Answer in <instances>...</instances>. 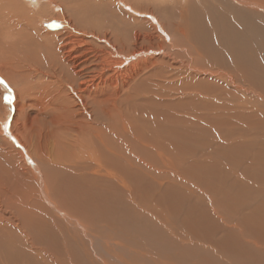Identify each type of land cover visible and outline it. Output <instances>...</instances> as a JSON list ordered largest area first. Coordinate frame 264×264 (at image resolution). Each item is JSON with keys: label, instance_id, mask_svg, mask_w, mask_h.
<instances>
[{"label": "rangeland", "instance_id": "1", "mask_svg": "<svg viewBox=\"0 0 264 264\" xmlns=\"http://www.w3.org/2000/svg\"><path fill=\"white\" fill-rule=\"evenodd\" d=\"M52 1L65 7L64 10L61 8V10L56 11L57 8H52L48 4V0H39L37 3L31 0H0V3L6 5V7L16 2L22 13L29 8L28 11L33 12L31 13L33 16L32 25L25 19V21H22L24 17H20L19 14H15L17 19L13 21L12 19H4L3 15H0V33L4 32L5 36H7L5 33L16 36L24 31V35L29 34V37L32 35L30 40L31 52H43L44 54L48 43L60 39L67 27L68 31H75L74 33L83 37V41L94 51L93 54L98 56L99 62L97 61V63L100 65L105 64V62L102 63L100 58L101 52H109L111 55H113V52H117L113 56H118L120 59H124L126 55L139 49H158L162 47L165 53L160 52L161 54H159L156 52L158 55L154 57L153 51H146L148 53L142 51L144 52L142 54L147 56L138 57V61L143 58L148 62L149 58L150 68L143 70L133 80V84L131 82L132 87L130 84L127 89L122 87L121 90L122 84L119 82V88L113 87L116 89L114 90L109 82V87L112 90L107 89L106 84L104 85L108 94L100 97V103L90 102L86 99L89 114L85 111V108H82L84 106L80 108L77 105L76 109L73 110L74 115L72 117L71 113L66 112L64 114L61 108L58 109V103L62 100L58 97L60 91L55 92L56 90L53 91L54 88L45 89L40 87L35 78L27 77L25 74L20 76L19 72L22 69L13 60L14 54L10 55L7 65H11L12 69L9 73L16 71L18 75L10 77L8 73L4 74L9 76L8 79H6L7 76H0V81H3V83H0V124H2L0 126L4 132H2L3 137L5 136L4 138L10 141L12 146L4 139H2L3 141L0 139V149L5 151V160L9 166L17 172L19 192L26 190V186L30 185V211L40 209L36 200L32 197L34 194H39L37 192H40L42 188L41 178L45 180L47 176L52 175L54 177L56 175L55 180L59 186L66 185L72 179L61 164L62 158L67 160L74 158L67 157L68 152L72 149L65 147L64 144L68 146L75 136L77 138H80V136L76 131H66L60 127L70 126L73 128L79 126L78 123H84V121L85 123L97 124L96 120H98V123L102 122L100 124L105 123L112 127L127 123L134 132L138 129H144L141 132H145V137L149 139H146L147 142L149 141L146 145L137 149L133 147L136 152L133 151L132 154L126 153L123 157L114 156L116 160L113 159L114 162L111 166V169H113L112 174L115 173L113 182L118 184L119 190H125L122 193L116 191L110 194L113 199L112 204L98 211L86 208H83L86 209L83 210L81 207L77 211L78 214L75 217L82 216L91 223L95 230L91 233L92 236L88 233H82L84 228L79 227L74 232V229H68L66 226L60 225L65 228L61 231L59 227L58 229L49 227L45 222H42L41 219L46 221L44 217L30 216V264H264V98L260 97L261 90H264V71L259 73L253 71L252 73L256 76L250 78V80L243 74L244 78L237 80L238 86L241 87L240 90L234 89L233 84L230 85L229 81H223L214 74V78L211 77L209 75L210 71L206 72L207 69H201L195 75L189 76L191 71L189 68L187 69V65L193 58L189 57L175 44L178 42L175 41L172 44L170 37L165 38L161 30H159V34L155 33L158 36L161 35L160 38L156 39L153 36L154 39L151 43L146 41L144 34L153 35V27L147 22L141 23V20L135 16H128L126 13H132L125 8H118L117 0ZM129 1H133L131 3L135 5L137 4L138 8L142 5V8L144 7L143 9L147 11H154L161 18L165 19L167 16L165 19L167 26L172 32H175L174 26L178 24L175 5L165 3L162 6L156 5L155 7V4L145 3L144 0ZM213 1L206 0L205 3L207 6H212V4L213 7L220 6L219 0ZM82 2L85 6L86 3L92 4V7L91 4L86 6L91 9L90 17H87L86 11L84 13L79 11L80 15L73 12L76 9L74 6ZM184 3L177 10L182 9ZM191 3L193 6L198 5V0H191ZM1 9L3 10L0 6V13ZM171 10L174 15H171ZM101 12L103 15H101ZM244 13L247 14V11H244ZM71 14L79 18L75 23H72L71 18L74 16ZM59 15L61 17L63 15L66 21L61 19ZM84 15L85 19L82 18ZM257 17L264 20L261 13L252 14L248 11V14L244 16V18L251 20L258 19ZM24 25L27 27H23ZM69 25H74L79 31L72 30ZM137 25L141 27L140 35L141 38L144 37L142 40L134 35L135 31L138 30ZM12 26H17L15 29L19 28L20 31H16L14 28V30H11L10 27ZM90 28L94 29L93 33ZM33 34L37 37L35 35L33 37ZM189 48L192 49L190 46ZM1 52L8 53L10 49L8 51L2 49ZM119 52L123 55L118 54ZM43 54L39 56L45 58L47 55ZM93 54L91 53V55ZM261 54L260 56L264 57L263 51H261ZM193 56L197 58L198 63H202L199 57ZM27 57L33 58L34 56L27 54ZM153 62L156 64H153ZM192 62V66H195L194 60ZM31 63L30 60L27 63L28 66ZM14 65L18 68L16 69ZM86 68L88 69H85V71L89 70L92 75L101 71L100 68L93 69L95 68L93 63H90L89 67L86 66ZM128 69L125 72L130 71ZM119 70L117 69V72ZM109 73L110 75H108ZM123 74L119 76V81L123 82ZM105 76V79H109L112 78L111 76L114 77L115 73L106 71ZM96 77L98 78V75ZM186 78H189V81L186 82ZM16 80L19 82L14 84ZM189 82L193 83L195 93L203 88L204 92L201 93L204 94L205 102L204 100L203 103L196 100L187 102L190 99L188 89L183 92L182 88ZM224 82H228V84ZM64 86L63 88L66 89H63V91L67 92L69 86ZM21 89H24V91H21ZM9 90L13 97L10 105L4 102V96L9 94ZM209 91H211V95H208L210 94L207 93ZM115 92L120 95L115 96ZM252 92L255 96L251 94ZM255 92L259 94H255ZM213 94H216L215 97ZM225 94L227 97H224ZM257 95L259 96L256 98ZM58 98H60L59 101ZM114 98L119 99L116 101ZM105 100L106 106H104ZM206 102L207 104H205ZM41 103L45 104L46 109L41 110ZM89 104L93 107H89ZM55 106H57L56 110ZM153 106H157V108ZM78 113L80 116L82 115L81 118ZM207 113L210 115L208 116ZM102 114L104 115L103 119H101ZM197 114L206 115V119L202 117L204 121L202 125L192 121V116H197ZM3 119H6V121L1 122ZM129 120L131 121L129 122ZM159 121H163L162 123L168 121L169 123L160 124ZM10 124H12V128ZM166 124H169V126L166 127ZM19 126L21 128H18ZM175 126L177 129H175ZM83 127L87 128V126ZM11 129L27 139L28 143L24 141L23 144L27 145L34 161L29 160L25 151L18 146ZM190 131L192 132L190 133ZM148 132L153 133L152 137L151 134L148 135ZM172 132H175L176 135ZM179 132L183 134L181 135ZM184 132H186L185 135ZM79 134L82 133L79 132ZM172 134L174 137L171 136ZM1 136L0 138H3ZM177 137L180 139L176 140ZM181 138H183L182 141ZM117 141L116 143H120V140ZM124 146L126 145H122L113 151L120 153L119 150H122ZM127 146L132 148L130 145ZM144 149L145 151H143ZM76 150H79V147L73 149L74 153ZM140 153H144L143 156ZM22 154H25V156L23 157ZM145 155L147 156L145 157ZM158 155L160 156L158 157ZM139 164L144 166L141 167ZM44 166L45 168H43ZM138 168H141L140 171H137ZM155 180L157 182H154ZM124 186L127 187L124 188ZM114 189L117 190L115 186ZM64 195H70L69 202H64V209L66 211L71 210L76 195L71 193ZM102 213L111 215L109 218L111 220L104 218ZM60 216H64L62 218L63 222L74 221L70 212ZM125 218L129 220L130 224H136L137 228L129 227L130 224L128 225L124 221ZM72 232L77 234V237H72ZM79 234H82V238L79 237ZM93 234H96V237ZM137 234L141 237H138ZM95 239L98 240L95 241ZM133 240L136 242H133ZM31 243H33L34 248H31Z\"/></svg>", "mask_w": 264, "mask_h": 264}, {"label": "bare ground", "instance_id": "2", "mask_svg": "<svg viewBox=\"0 0 264 264\" xmlns=\"http://www.w3.org/2000/svg\"><path fill=\"white\" fill-rule=\"evenodd\" d=\"M31 1H33L34 3H37L39 0H31ZM140 1H143V0H140ZM144 1H145V3H148V4H150V3L155 4V7H156V5L162 6L165 3H168V4L171 3V4L175 5L176 12H177L175 15H176V17L178 16L177 17L178 24H176L174 26L175 32H172L168 28L167 22L165 21L167 16L165 19L161 18V16L159 14L155 13L154 11H151V10L147 11L146 9H143L144 7L142 8V5H140L141 7L138 8L137 4L135 5V4L131 3L133 1L117 0V7L127 9L132 14H134V15H132L130 13H126L128 16H130V17L135 16L136 18H139V20H141L140 21L141 23L147 22L148 24H150L153 27V29H154L153 35L144 34L146 41L151 43L152 40L154 39V37L156 39L160 38L161 35L158 36L155 34V33L159 34L158 33L159 30H161V33L164 34L165 38L170 37L169 39L172 42V44L175 41H177L178 43H175V44H177V46L179 48H181L185 53H187V55L189 57H192L194 62L196 63L195 66H192V64H193V62H192L193 60H192L187 65V69L189 68V70L191 71V73L189 72V76L195 75L201 69H207L206 72H208V70H209L210 71L209 75L211 77L214 78V76H213V74H214L216 77H218L219 79H222L223 81L224 80L229 81L230 85L231 84L234 85V89L240 90L241 87L238 86L237 80L244 78L243 74H245L247 79L250 80V78L256 76L252 73L253 71H255L256 73H259L260 71H264V57L260 56V55H262L261 51L264 52V20L261 18L259 19L258 17H257L258 19L252 18L253 20L244 18V16L248 14V11L252 14L261 13L264 16V2H263L264 0H219V2H220L219 7L218 6L213 7V4H212V6H207V4L205 3L206 0H202V2H201V0H198V5L196 4L195 6L192 5L191 0H144ZM182 3L185 4V5H182L183 8L181 7L182 9L177 10L178 7L180 8ZM48 4L52 8H57L56 11L61 10V8L64 10V8H65V7H62L61 5H59L57 3H54L52 0H48ZM89 4H91V3H86V6H88ZM93 5H94V7H96L95 4H93ZM0 6L3 8V10L1 9L2 11H1L0 15L1 16L3 15L4 19H8V20L12 19V21H13V20L17 19L15 14H19L20 17H24L22 21L27 20L32 25L33 16L31 15V13H33V12L30 13V11H28L30 9L29 7H28L29 9L27 11H24V13H25L24 14V13L20 12V10L18 9L16 2H13V5H11L9 7H6V5H2L1 3H0ZM86 6L84 5V2H82V3L74 6L76 9L73 10V12L77 15H80L79 11L83 12V13L86 11L87 17H90L91 9H90V7L87 8ZM91 7H92V4H91ZM43 8H45V7H43ZM245 9H247V10H245ZM96 10L98 11V9H96ZM172 10L170 11V13H171V15H174V12ZM244 11H247V14H245ZM12 12L14 15L11 14ZM102 12H101V15H103ZM166 14H168V13L166 12ZM71 15H73V14H71ZM71 15H70V17H71ZM164 16H165V13H164ZM20 17H18V18L22 19ZM63 17L64 16L62 15L61 19L66 21L65 18H63ZM72 18H71V20L73 21L72 23H75L76 20L79 19L75 16ZM82 18L85 19V15L82 16ZM66 19H68V18H66ZM2 22H4V21H2ZM28 22H27V24H28ZM69 22H70V19H69ZM1 24H3V23H1ZM25 26L26 25H24L23 27H25ZM69 26L72 28V30H78L74 27V25L73 26L69 25ZM15 27H17V26H15ZM15 27L12 26L10 28L12 30L13 28L15 29ZM91 28H90V31H92V33H93L94 29L92 30ZM136 28L138 30L135 31L134 35H136L135 36L136 38H141L142 37L140 35L141 27L137 25ZM15 30L20 31L19 28L15 29ZM9 31H10V29H9ZM16 31H15V33H16ZM74 32L75 31H68V29L66 27L65 31L62 33V37H61L62 39L58 38L57 41L51 42L50 44L48 43L47 48L44 50L45 51L44 54L47 55L45 58L44 57L41 58L39 56V55H42L43 52L42 53H39V52L32 53L31 52L30 40H31L32 35H30V37H29V34L24 35L23 34L24 31H23V33L21 31L22 34H17L16 36L8 34V33H5L7 35V36H5L4 32H1L2 35L0 33V76L6 77L7 75H4L6 73L10 74V77L11 76L16 77L18 75V73L14 70V68H13V70L16 73L15 72L9 73V71H11V69H12V66L7 65V62L10 59L9 58L10 55L14 54L13 60H15L17 63V66L21 67V69H22L19 72L20 76L25 74L27 77L30 76L32 78H35L37 80L38 86L44 87L45 89L46 88H54L53 91L56 90L55 92H57L59 90L60 93H58L59 94L58 97H60L62 100H60V98H58V101L59 100L61 101L58 103L59 104L58 109L61 108V111H63L64 114L66 112L71 113L70 115L72 117V115H74L73 110L76 109L77 105L80 108L82 106H84L82 108H85V111L88 112V107H87L88 103L86 104L87 101L100 103L101 102L100 97L101 96L103 97V96L108 94V93H106L107 90L104 86L105 84L108 87L107 89H111V87L112 88L113 87L119 88V86H120L119 82H121V84H122L121 90H122V87L127 89L128 86L131 84V82L133 84V80L136 79V77H138L143 72V70H148L150 68V65L148 64V62L150 63L149 58H148V62L145 61V59H143V58H141V60L138 61L140 56H147V55H143L142 53H144V52H142V51H145V53H148L146 51H153V53L152 52L151 53L155 54L154 57H157L156 56V55H158L157 53H159V54H161L160 52H163V54L165 53V50H163L164 48H162V47H160L158 49H146V50L145 49H139V50H137V51H135L129 55H126L125 58L123 56L124 59H120V58H118V56H115V57L113 56V55H116L115 53H117V52H115V53L113 52V55H111L109 52H103V53L101 52L100 58L102 60V63L105 62V64L100 65L99 63H97L98 56L93 54L94 51H92L91 48L89 47V45H87L86 42L83 41V37H81L79 34H76ZM82 33H84V32L82 31ZM34 35L35 34H33V37H34ZM136 38H134V39H136ZM143 38H141V40ZM48 40H50V39H48ZM35 46H37V45H35ZM189 46L192 49H190ZM114 48H116V47L114 46ZM2 49L4 51H8V49H10V52H8V53L7 52H1ZM29 50H30V52H29ZM154 50H157V51H154ZM91 53L93 55H91ZM120 53L121 52H119L118 54H120ZM27 54H32V56H34V57L28 58ZM120 55H123V54L121 53ZM166 55H168V54H166ZM193 55H196L197 57H199L202 60V61L200 60L202 63L201 64L198 63L197 58L194 57ZM152 57H153V55H152ZM168 57H169V55H168ZM30 60L32 61V63L30 64V66H28L29 64H27V63H29ZM48 60H50V61H48ZM15 61H14V63H15ZM156 61H157V59H156ZM90 63H93V66L95 67L93 69L97 70L100 68L101 71H100V73L98 72L99 74L97 73V74L92 75L89 70L85 71V69H88V68H86V66L89 67ZM153 64H156V63L153 62ZM123 65H124V67H122ZM17 66L14 65V67L16 69L18 68ZM184 68L186 69V67H184ZM117 69L118 70L122 69V70H119L117 72ZM127 69L130 71L125 72ZM106 71L107 72H114L115 76L114 77L111 76L112 78L105 79ZM122 74H123V82L118 80L119 76L120 75L122 76ZM97 75H98V78L96 77ZM108 75H110V73ZM8 78H9V76L6 77V79H8ZM18 80H19V78H18ZM199 80L201 81V79H199ZM199 80H198V82H199ZM68 81H70V82L67 83ZM187 81H189V78H186V82ZM18 82L19 81L16 80V81H14V84H16ZM109 82L112 84L111 87H109V84H110ZM189 83H186L185 86H183V88H182L183 92L184 91L186 92V90L188 89L187 92L190 95V97L188 96L190 99H188L187 102L196 100V101L203 103V100L205 99V98H203L204 94L201 93V92H204L203 88H201V90H199L198 93L196 92L197 93L196 94L195 90H194L193 83L192 84L191 83L189 84ZM250 83L253 85L252 82H250ZM132 84H131V87H132ZM225 84H228V82H226ZM64 85H67V87L68 86L70 87V88L68 87L67 92L63 91V89H64L63 87H65ZM157 86H159V85H157ZM227 86H229V85H227ZM195 87H197V86H195ZM198 87H200V86H198ZM219 87H220V85H219ZM248 87H251V86H248ZM223 89H224V87H223ZM246 89H248V88L246 87ZM114 90H116V89H114ZM21 91H24V89H21ZM261 91H260L261 92L260 97L264 98V90H261ZM42 92H44V91H42ZM45 92L47 93L46 90H45ZM210 92L211 91H209L207 93H210ZM234 92H236V91L234 90ZM247 92H249V91H247ZM123 93H121V94H123ZM109 94H111V93L109 92ZM114 94L117 97H118V95H120V94H118V92L117 93L115 92ZM195 94L197 95V97ZM211 94L212 93H210L208 95H211ZM251 94H253V92ZM255 94H259V93L255 92ZM48 95H49V93H48ZM213 95L215 97L216 94H213ZM45 96H46V94H45ZM258 96L259 95H257L256 98ZM214 97H211V98H214ZM224 97H227V95L225 94ZM86 99H87V101H86ZM117 99H119V98H117ZM117 99H115V100L117 101ZM43 100H45V99H43ZM106 100L104 101V104H105L104 106H106V103H105ZM205 100H204V102H205ZM207 102L205 104H207ZM220 102L222 103L221 100H220ZM211 103H212V101H211ZM58 104H56V105H58ZM113 104H115V103H113ZM41 105H42L41 110L46 109L45 104L41 103ZM91 106L92 105H90L89 107H91ZM56 107L57 106H55V110H56ZM154 108H157V106ZM192 108H194V107H192ZM216 109H218V108H216ZM47 110H49V109H47ZM198 110H202V109L200 108ZM85 111L83 110V112H85ZM58 113H60V112H58ZM216 113H218V112H216ZM47 114H48V112H47ZM60 114H62V113H60ZM85 114H87V113H85ZM88 114H89V112H88ZM249 114H250V112H249ZM78 115H79V113H78ZM78 115H76V116H78ZM209 115L210 114H208V116ZM55 116H58V115H55ZM81 116L79 115L80 118H81ZM159 117H161V115H159ZM202 117H204L206 119V115L204 116L203 114H200V115L197 114V116H192V121H194L198 125H202L204 122ZM60 118H62V116H60ZM97 118H95V119H97ZM103 118H104V115L102 114L101 119H103ZM183 118H184V116H183ZM211 118H212V116H211ZM178 119H177V121H178ZM70 120H71V118H70ZM93 120H94V118H93ZM3 121H6V119L1 120V122H3ZM53 121H55V120L53 119ZM96 121H97L96 122L97 124H95V123L91 124L92 122L91 123L90 122L85 123V121H84V123H78L76 121L79 125L77 127L76 126L73 128L70 126L60 127V128H64L63 130H66V131H76L78 133V136H80V138H77V136H75L74 139L69 143L68 146L64 144L65 147L72 149L71 151L68 152L67 157L68 158L74 157V158L70 159V160L62 158L61 164L66 169L68 176L71 177L72 179H70L69 183H66V185L59 186L58 182L55 180L56 175L54 177L52 175L47 176L45 178V180H43L41 178L42 188H41L40 192L39 191L37 192L39 194H34V196L32 197L36 200L37 206L40 208L36 211L35 210L30 211V196H31L30 195V185L28 187L26 186V188H27L26 190L19 192L18 186H17V172L15 170H13L11 166H9V164L5 160V151L3 149L2 150L0 149V264H30V216L44 217L46 219V221L41 219L42 222H45L46 225H48L49 227H54L57 229L59 227V230H61V231L65 228L61 227L60 225H64L68 229H72V230L74 229V232L79 227L84 228V229H82L83 230L82 233H84V234L88 233L90 236H92L91 233L95 232V230L93 229L91 223L86 218H84L82 216L81 217H75V215L78 214L77 211H79L80 207L82 209L86 208V209H93L96 211L101 210V209L105 208L107 205L112 204L113 199L111 198L110 194H113L116 191L118 193H122V191L125 190L124 188H126L127 186H124V188H123L124 190H119L118 184L113 182V176L115 173L112 174L111 171H113V169H111V166H112V163L114 162L113 159L116 160L114 158V156L117 155L118 157H123V155H125L126 153L132 154V152L135 151L133 149V147L136 149L138 147H142V146L146 145V143L149 142V141L147 142V140H149V139H147L145 137V132H141L144 129L143 130L138 129L139 132L138 131L134 132L127 123L122 125V126L112 127L111 125L108 126L105 123L100 124L102 122L98 123V120H96ZM130 121L131 120H129V122ZM59 122H62V121H59ZM66 122H67V120H66ZM160 122L161 121H159V123ZM162 122L160 124H164L165 122L169 123L168 121H165L164 123H162ZM121 123H122V121H121ZM0 125H2V124H0ZM10 125L12 128V124H10ZM74 125H75V123H74ZM171 125L173 126V124H171ZM174 125H176V124H174ZM83 126H87V128H84ZM161 126H163V125H161ZM167 126H169V124L168 125L166 124V127ZM178 127H180V126H178ZM186 127H187V125H186ZM16 128H17V126H16ZM18 128H21V127L19 126ZM165 128H163V129H165ZM175 129H177V127ZM172 130H173V128H172ZM182 130H184L183 127H182ZM11 131L13 133V136H14L15 141L17 142L18 146L25 151V153L27 155L26 157H29V160L32 159V161H34L33 157L30 155V152L27 148V145L23 144L24 141H25V143H28L27 139L24 138L23 136L18 135V133H16V131L14 129H11ZM166 131H168L167 128H166ZM2 132L3 131H2L1 126H0V136L2 135ZM79 132H81L82 134H79ZM191 132L192 131H190V133ZM9 133H10V135H12L11 132H9ZM172 133L175 134V132H172ZM179 133L181 134V132H179ZM185 133L186 132H184V135H185ZM146 134H147V132H146ZM149 134H151V133L148 132V135ZM152 134H151V137H152ZM158 134H159V132H158ZM188 134H189V132H188ZM187 135H186V137H188ZM166 136H167V134H166ZM171 136H173V134ZM1 137H3V135ZM4 137L0 138L1 141H3L2 139H4L6 142H8L12 146V143L10 141H8L7 139H5ZM61 137H63V136H61ZM178 138L179 137H177L175 139L177 140ZM183 138H185V137H183ZM183 138H181V141ZM166 139L167 138L165 137V140ZM10 140L12 141V139H10ZM116 140H118V141L120 140V143H116ZM185 141H187V140H185ZM173 142H174V139H173ZM179 143H180V141H179ZM161 144H162V141H161ZM122 145H126V146L122 147V150H119V152L121 151L120 153H117V151L116 152L113 151L114 149L120 148ZM127 145H130L132 148H130ZM77 147H79V150H76L75 151L76 154H75L73 149L74 148L77 149ZM177 147L179 148V146H177ZM145 149L143 151H145ZM157 151H158V149H157ZM82 153H83V155H81ZM142 154H144V153H142ZM142 154H141V156H143ZM160 154H162V153H160ZM133 155H135V154L133 153ZM22 156L24 157L25 154H22ZM141 156H138V157L143 159ZM146 156L147 155H145V157ZM159 156L160 155H158V157ZM40 157H42V156H40ZM166 158H167V156H166ZM127 159H128V156H127ZM154 159H156V158H154ZM162 159H164V158H162ZM168 159H169V156H168ZM135 160H136V158H135ZM160 160H161V158H160ZM149 161H150V159H149ZM158 161H159V159H158ZM146 163H148V162H146ZM29 165H30V163H29ZM114 165H115V163H114ZM156 165H157V163H156ZM156 165H155V167H156ZM128 166H129V164H128ZM143 166H141V167H143ZM150 166H151V164H150ZM43 168H45V166ZM113 168H115V167H113ZM139 169H141V168H138L137 171H140ZM146 171H148V170H146ZM146 171H144V172H146ZM24 172H25V170H24ZM57 175H59V173H57ZM118 176H119V174H118ZM154 182H157V181L155 180ZM114 186L117 188V190L114 189ZM120 189H121V187H120ZM126 190H129V189H126ZM70 193L75 194L76 198L73 202V205L71 204L72 205V208L70 207L71 210L66 211L64 209V202L65 203L69 202V196L70 195H64V194H70ZM86 209H83V210H86ZM67 212L68 213L70 212L72 214L74 221L70 220V222H63L64 220L62 218H64V216H60V215L66 214ZM103 215H104V218L106 217L107 219H109L111 216V215H107V214H103ZM109 220H111V219H109ZM124 221L128 225L130 224V222L127 218H125ZM135 225L136 224H130L129 227L137 228ZM41 227H42V225H41ZM116 229H117V227H116ZM64 232H65V230H64ZM173 233H175V232H173ZM79 235H80L79 237L82 238V234H79ZM41 236H44V235H41ZM74 236L77 237V234L73 233L72 237H74ZM94 236L96 237V234ZM121 237H122V235H121ZM138 237H141V236L138 235ZM96 240H98V239H95V241ZM154 241H155V239H154ZM133 242H136V241L133 240ZM137 242H139V241H137ZM31 244H32L31 248H34L33 243H31ZM157 246H159V245H157ZM155 247H156V245H155ZM155 247H153V248H155Z\"/></svg>", "mask_w": 264, "mask_h": 264}, {"label": "snow or ice", "instance_id": "3", "mask_svg": "<svg viewBox=\"0 0 264 264\" xmlns=\"http://www.w3.org/2000/svg\"><path fill=\"white\" fill-rule=\"evenodd\" d=\"M0 83H3V81H0ZM12 100H13V97H12L11 92L9 90V94L6 95V96H4V102L6 104H9L10 105L12 103ZM5 127H7V125H5Z\"/></svg>", "mask_w": 264, "mask_h": 264}]
</instances>
